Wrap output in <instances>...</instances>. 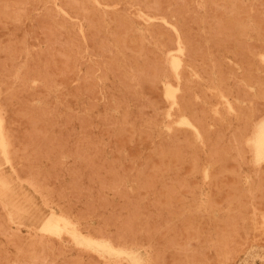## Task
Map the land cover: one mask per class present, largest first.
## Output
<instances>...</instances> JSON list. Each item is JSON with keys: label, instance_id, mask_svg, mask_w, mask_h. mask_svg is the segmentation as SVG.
Wrapping results in <instances>:
<instances>
[{"label": "rangeland", "instance_id": "374dc122", "mask_svg": "<svg viewBox=\"0 0 264 264\" xmlns=\"http://www.w3.org/2000/svg\"><path fill=\"white\" fill-rule=\"evenodd\" d=\"M233 1L0 0V117L5 124L9 150L13 149L9 151L7 162L0 155V164L7 170H20L21 173H16L19 175V197L22 199L26 193L31 205L29 213L10 220L9 208L0 201V223H3L0 231L5 232L0 233V264H129L124 256H112L75 243L65 230L59 234L44 231V220L61 211H66L76 221L83 235L107 238L116 246L128 245L143 253L149 251L156 260L155 264H264V161L256 164L250 147L243 140L241 144L240 139L237 143L235 136L243 131L246 121L248 126L245 127L249 131L244 129L243 133L248 136L253 130L252 124L264 117V91L262 93L257 88V83L264 81V48L258 49L260 44L264 47V37L259 35L264 34V0ZM149 4L156 9L145 8ZM218 6L223 8L221 12ZM165 7L167 11H163ZM242 9L250 11L247 14ZM238 11L243 13L237 14ZM215 15H222V18ZM195 16L200 17L198 21ZM241 16L245 21H241ZM240 23H250L249 35L239 31ZM223 24L230 26L225 29ZM220 26L225 30L218 32ZM230 28H234L232 34ZM159 30L167 32L166 38V34ZM184 30L191 43L187 42ZM178 35L188 46L182 65L176 70L170 56L177 52ZM169 39L175 44L168 42V47ZM201 47L207 48L203 52ZM214 56L217 60L213 59ZM115 60L118 61L115 63ZM258 64L261 65L259 68ZM248 72L252 73L249 75ZM180 82L189 92L194 91L190 94L185 88L179 91L180 98L185 96L182 105L172 103L166 94L168 84L178 85ZM239 89L245 92L241 93ZM4 97L8 99L5 103ZM185 100H188L187 107L190 105L188 109ZM226 100L237 112L238 107L240 111L245 109L246 113L251 110V117L230 112ZM161 102L166 105L163 107ZM181 106L186 111L192 112L193 109L192 114L196 112L194 118L201 119L204 125L202 139L178 122L185 112ZM14 109L17 113L13 112ZM24 113L27 115L23 116ZM168 124L172 126V135L168 133ZM10 133L13 134L8 135ZM15 155H19L17 160ZM228 159L232 160V164L228 161L231 167L224 165ZM232 235L236 236L235 239ZM10 244L20 247L14 249ZM33 248L39 252L36 254ZM29 250L33 254H29Z\"/></svg>", "mask_w": 264, "mask_h": 264}, {"label": "bare ground", "instance_id": "6f19581e", "mask_svg": "<svg viewBox=\"0 0 264 264\" xmlns=\"http://www.w3.org/2000/svg\"><path fill=\"white\" fill-rule=\"evenodd\" d=\"M150 1V0H149ZM209 1V0H208ZM223 1V0H222ZM233 1V0H232ZM237 1V0H236ZM240 1V0H239ZM243 1V0H242ZM254 1V0H253ZM109 2V1H108ZM128 2V1H127ZM155 2H157V1H155ZM199 2V1H198ZM211 2H212V0H211ZM214 2H215V0H214ZM217 2H220V1H217ZM216 2V3H217ZM234 2V1H233ZM232 2V3H233ZM261 2V1H260ZM142 3V2H141ZM140 3V4H141ZM149 3V2H148ZM147 3V4H148ZM158 3V2H157ZM156 3V4H157ZM162 3V2H161ZM208 3V2H207ZM216 3H213L214 5H216ZM231 3V2H230ZM238 3V2H237ZM236 3V4H237ZM259 3V2H258ZM263 3V2H262ZM261 3V4H262ZM130 4V3H129ZM136 4V3H135ZM150 4H152V2L150 3ZM150 4H149V6L147 5V7H145V8H151L150 7ZM179 4V3H178ZM181 4H182V2H181ZM189 4V3H188ZM124 5V4H123ZM125 5H126V3H125ZM183 5H185V4H183ZM211 5V4H210ZM209 5V6H210ZM217 5H219V4H217ZM222 5V4H221ZM238 5V4H237ZM240 5H243V3L241 4L240 3ZM248 5V4H247ZM140 6V5H139ZM186 6V5H185ZM191 6V5H190ZM195 6V5H194ZM207 6V5H206ZM213 6V5H212ZM225 6V5H224ZM257 6H259V5H257ZM256 6V7H257ZM263 6V5H262ZM126 7V6H125ZM134 7V6H133ZM132 7V8H133ZM141 7V6H140ZM183 7V6H182ZM196 7V6H195ZM226 7V6H225ZM224 7V8H225ZM233 7V6H232ZM231 7V8H232ZM235 7V6H234ZM238 7V6H237ZM247 7V9H249V7L248 6H246ZM115 8V7H114ZM152 8H154V9H156L155 7H152ZM161 8L163 9V7L161 6ZM185 8V7H184ZM202 8V7H201ZM217 8H219V6L217 7ZM222 8V7H221ZM221 8H219L220 10V12H221ZM226 8H228V7H226ZM236 8V7H235ZM240 8V7H239ZM241 8H242V6H241ZM244 8V7H243ZM251 8H252V5H251ZM257 8H259V7H257ZM130 9V8H129ZM167 9V7H165L164 8V10L163 11H165ZM191 9H193V8H191ZM190 9V10H191ZM212 9V8H211ZM213 9H215V7L213 8ZM212 9V10H213ZM223 9V8H222ZM234 9V8H233ZM236 9H238V8H236ZM245 9V8H244ZM246 9V10H247ZM254 10H255V8H253ZM252 9V10H253ZM141 10H143V8L141 9ZM149 10V9H148ZM153 10V9H152ZM161 10V9H160ZM175 10V9H174ZM174 10H172L173 12H174ZM178 9H176L175 11H177ZM193 10H195L196 11V9L194 8ZM230 10V9H229ZM229 10H227V11H229ZM263 10V9H262ZM122 11H124L123 9H122ZM157 11H159V10H157ZM162 11V10H161ZM160 11V12H161ZM167 11V10H166ZM179 11H180V8H179ZM188 11V10H187ZM192 11V10H191ZM195 11L193 12V13H195ZM215 11V10H214ZM231 11H234V10H231ZM242 11H244L245 12V10H243L242 9ZM248 12L250 11V10H247ZM245 12V13H247L248 14V12ZM126 12V11H125ZM134 12V11H133ZM149 12V11H148ZM148 12H146V14L148 13ZM181 12H183V11H181ZM217 12V11H216ZM235 12V11H234ZM259 12H260V9H259ZM111 13V12H110ZM132 13V12H131ZM135 13V12H134ZM144 13V12H143ZM172 13V12H171ZM180 13V12H179ZM189 13V12H188ZM197 13V12H196ZM214 13V12H213ZM224 13V12H223ZM231 13V12H230ZM242 14L243 12H237V14ZM251 13V12H250ZM256 13V12H255ZM114 14V13H113ZM128 14V13H127ZM136 14V13H135ZM145 14V15H146ZM162 14V13H161ZM184 14H186V12H184ZM218 14V13H217ZM220 14V13H219ZM222 14V13H221ZM240 14V15H241ZM263 14V13H262ZM137 15V14H136ZM154 15V14H153ZM156 15H158V14H156ZM171 15V14H170ZM190 15V14H189ZM188 15V16H189ZM209 15H211V14H209ZM224 15V14H223ZM228 15V14H227ZM236 15V14H235ZM252 15H254V14H252ZM140 16V15H139ZM160 16H162V15H160ZM168 16V15H167ZM166 16V17H167ZM180 16H181V14H180ZM183 16V15H182ZM214 16V15H213ZM215 16H218V15H215ZM222 16V15H221ZM221 16H218V17H221ZM249 16L251 17V14H249ZM150 17H152V15L150 16ZM189 17H192V16H189ZM196 17V16H195ZM218 17H216L217 19H218ZM229 17V16H228ZM242 17V20L241 21H245V19L243 20V16H241ZM253 18H255V17H257L256 15H254V16H252ZM168 18V17H167ZM184 16H183V20H184ZM196 18H198V17H196ZM200 18V17H199ZM199 18L198 19H196L197 21L199 20ZM205 18V17H204ZM212 18V17H211ZM222 18V17H221ZM246 18V17H245ZM111 19H113V18H111ZM133 19V18H132ZM195 19V18H194ZM220 19V18H219ZM226 19V18H225ZM228 19V18H227ZM231 19V18H230ZM235 19H237V17H235ZM247 19V18H246ZM255 19H257V18H255ZM168 20H169V18H168ZM196 20H195V22H196ZM223 20V19H222ZM221 20V21H222ZM229 20V19H228ZM144 21V20H143ZM160 21V20H159ZM178 21V20H177ZM185 21V20H184ZM187 21V20H186ZM208 21V20H207ZM237 21V20H236ZM235 21V22H236ZM239 21V20H238ZM145 22V21H144ZM210 22V21H209ZM208 22V23H209ZM217 22V21H216ZM215 22V23H216ZM223 22V21H222ZM221 22V23H222ZM233 22V21H232ZM235 22H234V24H235ZM255 22V21H254ZM253 22V23H254ZM259 22V21H258ZM187 23H188V21H187ZM191 23V22H190ZM214 23V24H215ZM225 23V22H224ZM256 23V22H255ZM120 24V23H119ZM140 24V23H139ZM142 24V23H141ZM157 24V23H156ZM196 24H197V22H196ZM233 24V25H234ZM238 24V23H237ZM237 24H236V26H237ZM143 25H145V24H143ZM155 25V24H154ZM175 25V24H174ZM216 25V24H215ZM217 25H222V24H217ZM156 26V25H155ZM158 26H159V23H158ZM157 26V27H158ZM182 26V25H181ZM180 26V27H181ZM213 26V25H212ZM223 28H225L226 29V24L224 25L223 24ZM230 25H228V27H229ZM235 26V25H234ZM257 26H258V24H257ZM131 27V26H130ZM184 27V26H183ZM198 27H199V24H198ZM217 27V26H216ZM227 27V28H228ZM233 27V26H232ZM263 27V26H262ZM167 28V27H166ZM170 28H171V26H170ZM194 28V30H195V28L196 27H193ZM206 28V27H205ZM204 28V29H205ZM221 26H220V28L219 29H217V31L218 30H225V29H223ZM161 30L163 29V28H160ZM164 29H165V27H164ZM168 29V28H167ZM173 29V28H172ZM180 29V28H179ZM199 29H200V27H199ZM208 29V28H207ZM231 30H232V28H230ZM238 29H239V31H241L242 33H244L245 35L246 34H248L249 35V33H250V31H251V25H250V23H249V25L248 24H246V23H240L239 24V26H238ZM154 30V29H153ZM181 30V29H180ZM179 30V31H180ZM196 30H197V28H196ZM233 30H234V28H233ZM233 30L232 31H230L231 32V34L233 33ZM253 30H254V28H253ZM262 30H264V28L262 29ZM261 30V31H262ZM213 31V30H212ZM261 31H259V33L261 32ZM159 32H161L160 30H159ZM164 32V31H163ZM184 32H185V30H184ZM187 32V31H186ZM185 32V33H186ZM214 32V31H213ZM216 32V31H215ZM219 32V31H218ZM237 32H238V30H237ZM162 33V32H161ZM160 33V34H161ZM167 33V32H166ZM166 33H162V34H166ZM176 33V32H175ZM184 33V34H185ZM191 33V32H190ZM206 33V32H205ZM220 33L221 34H223L222 33V31H220ZM238 33H240V32H238ZM125 34V33H124ZM158 34V33H157ZM182 34V33H181ZM184 34H183V36H184ZM193 34V33H192ZM213 34V33H212ZM220 34V35H221ZM253 34V33H252ZM258 34V33H257ZM128 35V34H127ZM153 35V34H152ZM156 34H154V36H155ZM169 35V34H168ZM186 35V34H185ZM191 35V34H190ZM214 35V34H213ZM219 35V36H220ZM224 35V34H223ZM227 35V34H226ZM260 35V37L261 36H263L264 37V34H259ZM259 35H258V37H259ZM77 36V35H76ZM153 36V37H154ZM166 36H167V34L165 35V38H166ZM170 37L169 38H173L172 37V35L170 34L169 35ZM175 36V35H174ZM182 36V37H183ZM193 36H196V34H194ZM192 36V37H193ZM199 36V35H198ZM214 36H217V35H214ZM230 36V35H229ZM232 36V35H231ZM234 36V35H233ZM235 36H237V38L238 39H240L241 40V37L239 38L238 36L239 35H236V33H235ZM253 36V35H252ZM190 38H192L191 36H189ZM228 37V36H227ZM263 37H261V38H263ZM122 38H123V36H122ZM186 38H188V32H187V37ZM218 38V37H217ZM229 38V37H228ZM230 38H232V37H230ZM235 38V37H234ZM243 38V37H242ZM250 38V37H249ZM19 39V38H18ZM81 39V38H80ZM105 39V38H104ZM157 39V38H156ZM160 39V38H159ZM158 39V40H159ZM161 39H163V38H161ZM194 39V38H193ZM192 39V40H193ZM195 39H196V37H195ZM222 39H223V37H222ZM227 39V38H226ZM226 39L224 40V41H226ZM244 39H246L245 37H244ZM174 40H175V37H174ZM173 40V42H170V39H169V41H167V46L169 45V43L168 42H170L171 44H175L174 42L176 41H174ZM188 41L187 42H189L190 40H189V38L187 39ZM217 40V39H216ZM232 40H233V38H232ZM239 40V41H240ZM124 41H125V39H124ZM172 41V40H171ZM244 41L245 40H243V43H244ZM249 41V40H248ZM161 42V41H160ZM192 41H190V43H191ZM194 42V41H193ZM195 42H197V40H195ZM228 42H229V40H228ZM237 42V41H236ZM138 43V42H137ZM142 43H143V41H142ZM165 44H166V42H164ZM163 43V44H164ZM197 43H199V42H197ZM216 43H217V41H216ZM219 43V42H218ZM223 43V42H222ZM222 43L221 44H219V45H222ZM229 43H231V42H229ZM240 45H242V42L240 41ZM246 43V45H247V42H245ZM253 43V42H252ZM251 43V44H252ZM153 44V43H152ZM196 44V43H195ZM202 43H200V45H201ZM233 44H235V43H233ZM238 44V43H237ZM249 45H250V43H248ZM255 44H256V42H255ZM254 44V45H255ZM178 48L176 47H174V46H172V47H174L175 49H177V52L176 53H173V54H171V61H172V66L174 67V69H178L181 65H182V57H183V55H184V52H185V50L187 49V44L186 43H184V41H182L181 40V36L180 35H178ZM187 45V46H186ZM204 45V44H203ZM219 45H217V46H219ZM231 45V44H230ZM229 45V46H230ZM239 45V44H238ZM246 45L244 44L243 46L244 47H246ZM249 45H248V47H249ZM195 46V45H194ZM194 46H190V47H194ZM196 46H198V45H196ZM216 46V47H217ZM256 46V45H255ZM169 47V46H168ZM170 47H171V45H170ZM171 47V48H172ZM221 47V46H220ZM222 47H224V45L222 46ZM231 48H232V46H230ZM239 47V46H238ZM242 47V46H241ZM250 47L252 48L253 46H251L250 45ZM170 48V49H171ZM195 48V47H194ZM198 48V47H197ZM202 48V47H201ZM205 48V47H204ZM207 48V47H206ZM205 48V49H206ZM226 48V47H225ZM224 48V49H225ZM247 48V47H246ZM251 48H250V50H251ZM254 48V47H253ZM261 48H264V47H262L261 46V44H260V48H259V46H258V49H261ZM143 49V48H142ZM145 49V48H144ZM168 49V48H167ZM196 49V48H195ZM203 49V48H202ZM205 49H203V52L205 51ZM248 49V48H247ZM255 49H257V47L255 48ZM129 50V49H128ZM131 50V49H130ZM192 50V49H191ZM209 49H207V51H208ZM210 50H212V48L210 49ZM209 50V51H210ZM237 50V49H236ZM169 51V50H168ZM192 51H194V50H192ZM199 50H197V52H198ZM239 51H240V49H239ZM247 51H249V49L247 50ZM257 51H259V50H257ZM256 51V52H257ZM142 52H143V50H142ZM189 52V51H188ZM187 52V53H188ZM196 51H194L193 53H195ZM201 52H202V50H201ZM203 52H202V54H203ZM220 52H221V50H220ZM225 52V51H224ZM233 52V51H232ZM241 52H245V51H241ZM251 52H254V51H251ZM199 53V52H198ZM209 53V52H208ZM211 53V52H210ZM213 53H214V51H213ZM217 53V52H216ZM215 53V54H216ZM227 53H228V51H227ZM239 53V52H238ZM247 53V52H246ZM2 54V53H1ZM206 54H207V52H206ZM222 54V53H221ZM230 54H232V53H230ZM255 54V53H254ZM154 55H155V53H154ZM161 56H162V54H160ZM159 55V56H160ZM189 55V54H188ZM187 55V56H188ZM191 55V54H190ZM223 55V54H222ZM233 55V54H232ZM247 55H248V53H247ZM186 56V57H187ZM192 56V55H191ZM197 56H201V55H197ZM207 56V55H206ZM209 56V55H208ZM211 56H212V53H211ZM216 56V55H215ZM215 56H214V60L216 59L215 58ZM223 56H225V55H223ZM235 56V55H234ZM242 56H244V54L242 55ZM249 56V55H248ZM190 57V56H189ZM194 57V56H193ZM199 57H197V58H199ZM203 57V56H202ZM213 57V56H212ZM236 57H239V56H236ZM149 58V57H148ZM156 58H157V56H156ZM188 58V57H187ZM192 58V57H191ZM218 58V57H217ZM240 58H241V56H240ZM251 59H252V57H250ZM200 59V58H199ZM202 59H205V57L204 58H202ZM201 59V60H202ZM219 59V58H218ZM222 59V58H221ZM242 59H243V57H242ZM3 60V59H2ZM10 60V59H9ZM152 60H154V58L152 59ZM157 60V59H156ZM160 60H161V58H160ZM165 60V59H164ZM195 60H196V58H195ZM194 60V61H195ZM217 60V59H216ZM237 60V59H236ZM116 61H118V60H115V63H116ZM197 61V60H196ZM206 61V60H205ZM222 60H220V62H221ZM253 61V60H252ZM155 62V61H154ZM159 61H157L156 63H158ZM185 62V61H184ZM192 62V61H191ZM236 62H240L241 63V61H236ZM260 62V61H259ZM4 63V62H3ZM12 63V62H11ZM159 63H161V62H159ZM195 64H196V62H194ZM198 63V62H197ZM200 63H201V61H200ZM203 63V62H202ZM210 63V62H209ZM208 63V64H209ZM217 63V62H216ZM215 63V64H216ZM219 63V62H218ZM224 63V62H223ZM222 63V64H223ZM254 63H255V61H254ZM108 64H110V63H108ZM206 64V63H205ZM204 64V65H205ZM207 64V65H208ZM211 64V63H210ZM209 64V65H210ZM221 64V65H222ZM243 64V63H242ZM241 64V65H242ZM160 65V64H159ZM185 65V64H184ZM212 65V64H211ZM217 65V64H216ZM246 65V64H245ZM253 65H255V64H253ZM9 66V65H8ZM230 66V65H229ZM229 66H227V67H229ZM251 66V65H250ZM249 66V67H250ZM261 66V65H260ZM259 66V64H258V68L260 67ZM208 67V66H207ZM226 67V68H227ZM246 67H247V65H246ZM245 67V68H246ZM4 68V67H3ZM154 68V67H153ZM192 68H194L193 66H192ZM218 68V67H217ZM232 68V67H231ZM242 68H243V65H242ZM248 68V67H247ZM252 68H253V66H252ZM209 69V68H208ZM225 69V68H224ZM229 69V68H228ZM233 69V68H232ZM236 69V68H235ZM256 69V68H255ZM261 69H262V67H261ZM264 69V68H263ZM7 70V69H6ZM197 70V69H196ZM205 70V69H204ZM212 70H213V68H212ZM221 70H222V68H221ZM229 70H231V69H229ZM180 71V70H179ZM185 71H187V70H185ZM193 71V70H192ZM211 71V70H210ZM218 71H219V69H218ZM234 71V70H233ZM233 71H229L230 73H232ZM237 71V70H236ZM236 71H234V72H236ZM248 71V70H247ZM250 71V70H249ZM8 72V71H7ZM201 72H202V70H201ZM204 72V71H203ZM206 72V71H205ZM224 72V71H223ZM222 72V73H223ZM244 72V71H243ZM242 72V73H243ZM253 72H255L254 70H253ZM12 73V72H11ZM186 73V72H185ZM194 73V72H193ZM197 73V72H196ZM216 73V72H215ZM220 73V72H219ZM218 73V74H219ZM236 73H238V72H236ZM244 73H246V72H244ZM243 73V74H244ZM252 72H250V74H251ZM14 74V73H13ZM184 74V73H183ZM188 74V73H187ZM224 74V73H223ZM235 74V73H234ZM234 74H232V75H234ZM242 74V75H243ZM248 74H249V72H248ZM249 74V75H250ZM255 74V73H254ZM189 75V74H188ZM210 75V74H209ZM220 75H221V73H220ZM229 75H231V74H229ZM248 75V76H249ZM257 75V74H256ZM7 76V75H6ZM9 76H10V74H9ZM183 76H187V75H183ZM224 76V75H223ZM222 76V77H223ZM236 77H237V75H235ZM255 76V75H254ZM258 76H260V75H258ZM188 77V76H187ZM186 77V78H187ZM201 77H203L202 75H201ZM240 77V76H239ZM249 77H251V76H249ZM253 77V76H252ZM189 78V77H188ZM204 78V77H203ZM206 78V77H205ZM210 78V77H209ZM228 78H229V76H228ZM227 78V79H228ZM231 78V77H230ZM234 78V77H233ZM241 78H242V76H241ZM246 78H248V77H246ZM254 78V77H253ZM252 78V79H253ZM255 78H258V77H255ZM262 78H263V76H262ZM261 78V79H262ZM130 80H131V78H129ZM211 79V78H210ZM227 79H226V81H227ZM236 79V78H235ZM234 79V80H235ZM245 79V78H244ZM248 79H250V78H248ZM251 79V80H252ZM205 80H207V79H205ZM224 80H225V78H224ZM224 80H222V82L224 81ZM250 80V81H251ZM254 80V79H253ZM257 80L258 79H256V82H257ZM121 81V80H120ZM124 81V80H123ZM191 82H192V80H190ZM204 81V80H203ZM247 81V80H246ZM9 82V81H8ZM122 82V81H121ZM196 82V81H195ZM208 82V81H207ZM225 82V81H224ZM228 82V81H227ZM237 82V81H236ZM256 82H253V84L255 85V83ZM127 83V82H126ZM187 83V82H186ZM193 83V82H192ZM247 83H249V82H247ZM6 84H8V83H6ZM20 84V83H19ZM122 84V83H121ZM224 84V83H223ZM227 84V83H226ZM250 84H251V82H250ZM258 86H257V88H258V90L260 91V92H262L263 93V91H264V81L262 80V81H259L258 83ZM256 84V85H257ZM2 85V84H1ZM124 85V84H123ZM195 85V84H194ZM202 85V84H201ZM236 85V84H235ZM234 85V86H235ZM16 86V85H15ZM21 86V85H20ZM127 86V85H126ZM241 86V85H240ZM5 87V86H4ZM124 87H125V85H124ZM129 87V86H128ZM208 87V86H207ZM237 87H239V85L237 86ZM183 88H185V90L187 89L186 88V86L184 87V86H182V82H180L178 85H172V84H168L167 86H166V94H167V96L172 100V103H174V104H179V105H182L181 103H182V100H183V102H184V95H183V98L181 99L180 98V96H179V91H182V89ZM188 88H190V86L188 87ZM223 88V87H222ZM226 88V87H225ZM234 88V87H233ZM241 88V87H240ZM244 88V87H243ZM129 89H131V88H129ZM199 89V88H198ZM197 89V90H198ZM203 89V87L202 88H200L199 90H202ZM221 89V88H220ZM224 89V88H223ZM226 89H228V88H226ZM245 90H246V88H244ZM2 90H3V86H2ZM6 90V89H5ZM160 90V89H159ZM184 90V91H185ZM188 90V89H187ZM186 90V91H187ZM192 90V89H191ZM225 90V89H224ZM240 90V89H239ZM242 90V89H241ZM241 90H240V92H241ZM250 90V89H249ZM21 90H19V92H20ZM259 91H257V92H259ZM121 92V91H120ZM190 92H194V91H190ZM190 92H189V90H188V93L190 94ZM229 92H230V90H229ZM232 92V91H231ZM237 92V91H236ZM242 92H245V91H242ZM241 92V93H242ZM248 92V91H247ZM4 93V92H3ZM129 93V92H128ZM132 92H130V94H131ZM187 93V92H186ZM187 93V94H188ZM201 94H202V92H200ZM205 93V92H204ZM1 94H2V92H1ZM12 94V93H11ZM14 94V93H13ZM21 94V93H20ZM192 94V93H191ZM196 94V93H195ZM222 94V96L224 95L223 93H221ZM237 94H239V92H237ZM258 94V93H257ZM193 96H194V94H192ZM241 95V94H240ZM242 95H245L244 93L242 94ZM246 95H248V94H246ZM8 96V95H7ZM12 96V95H11ZM160 96V95H159ZM190 96V95H189ZM206 96V95H205ZM264 96V95H263ZM263 96H261V97H263ZM10 97V96H9ZM39 97V96H38ZM178 97V98H177ZM192 97V96H191ZM214 97V96H213ZM239 97V96H238ZM243 97V96H242ZM246 97V96H245ZM249 97V96H248ZM261 97H260V99H261ZM13 98V97H12ZM189 98V97H188ZM204 98V97H203ZM207 98V97H206ZM241 97H239V99H240ZM4 99L5 100H3L4 101V103H5V101L6 100H8L7 98H5L4 97ZM11 99V98H10ZM114 99H116L115 97H114ZM123 99H125V98H123ZM135 99H137L136 101L138 102V98H137V95H136V98ZM187 99V98H186ZM242 99V98H241ZM246 99V98H245ZM1 100V99H0ZM17 100V99H16ZM16 100H15V102H16ZM157 100V99H156ZM166 100V99H165ZM188 100H191V98H189ZM188 100H185V104H186V106H185V108H189L190 107V105L187 107V101ZM208 100H210V98L208 99ZM211 100H212V98H211ZM210 100V101H211ZM216 100V99H215ZM247 100V99H246ZM252 101H253V99H251ZM153 101V100H152ZM158 101V100H157ZM160 101H164V100H160ZM167 101V100H166ZM209 101V102H210ZM248 101H249V98H248ZM1 102V101H0ZM155 103H156V101H154ZM161 102V103H162ZM192 102V101H191ZM226 105H227V109L230 111V112H232V111H234V112H236V114L238 115V116H246V117H251V110L249 111V110H247L248 112L246 113V111H244V113H243V111H242V109H241V111H240V107H238L237 105L238 104H236L235 103V105L238 107V109H239V111L237 112V110H236V108L232 105V103L229 101V100H226ZM258 102V101H257ZM262 102V101H261ZM260 102V103H261ZM8 103V102H7ZM157 103H159V101L157 102ZM166 103V102H165ZM199 103V102H198ZM211 104H212V102H210ZM9 104H10V102H9ZM128 104V103H127ZM160 104V103H159ZM163 104V107H164V105H166V104H164V103H162ZM161 104V105H162ZM200 104V103H199ZM198 104V105H199ZM255 104V103H254ZM4 105V104H3ZM193 105V104H192ZM213 105V104H212ZM256 105V104H255ZM9 106V105H8ZM156 106H158L157 104H156ZM195 107L194 108H196V105H194ZM19 107V106H18ZM160 107V106H159ZM166 107V106H165ZM182 107V106H181ZM193 107V106H192ZM191 107V108H192ZM200 107V106H199ZM258 107H260V105H258ZM261 107H263V106H261ZM15 108H17V107H15ZM162 108V107H161ZM183 108V107H182ZM185 108H183V109H185ZM197 109V108H196ZM219 109H221V108H219ZM226 109V108H225ZM9 110H11V109H9ZM9 110H7V112L9 113ZM201 110V109H200ZM24 111V110H23ZM185 112L184 113H182L181 115H180V118L178 119V122L180 123V124H182L184 127H187L188 129H190V130H192L194 133H195V135L198 137V138H203L204 137V135H203V133H202V131H203V128H204V125H203V123L197 118H194V115H195V113H193L192 114V112L194 111L193 109H192V112L191 111H186V109L184 110ZM196 111V110H195ZM257 111H258V109H257ZM259 111H261L260 109H259ZM14 113L16 112V110L14 109V111H13ZM26 112H28V111H25V113ZM221 112V111H220ZM219 112V113H220ZM226 112H228V111H226ZM229 112V114H231ZM7 113V115H9ZM17 113V112H16ZM25 113L23 114V116L25 115ZM145 114H146V112H144ZM150 113H151V111H150ZM201 113V112H200ZM246 113V114H245ZM258 113V112H257ZM261 113V112H260ZM256 114V113H255ZM261 114H263V112L261 113ZM260 114V115H261ZM6 115V116H7ZM11 115V114H10ZM21 115H22V113H21ZM27 115V114H26ZM25 115V116H26ZM142 115V114H141ZM147 115H149V112L147 113ZM198 115V114H197ZM207 115V114H206ZM256 115H258V114H256ZM30 115H28V117H29ZM262 116V115H261ZM229 117V116H228ZM32 118V117H31ZM144 118V117H143ZM211 118V117H210ZM217 118V117H216ZM258 118H259V116H258ZM257 118V119H258ZM9 119H10V117H9ZM9 119H7L8 121H9ZM22 119H23V117H22ZM21 119V120H22ZM246 119V118H245ZM255 119V118H254ZM29 120V119H28ZM43 120H44V118H43ZM30 121V120H29ZM229 121H231V123H232V119L231 118H229ZM246 121V120H245ZM7 122V121H6ZM20 122V121H19ZM243 122V121H242ZM11 123V122H10ZM14 123V122H13ZM51 123V122H50ZM249 123H251V122H249ZM17 124H18V122H17ZM35 124H37V123H35ZM248 123H247V121H246V124H244L243 126L245 127V125L246 126H248L247 125ZM5 124L3 123V119L0 117V155H2L3 157H4V159L6 160V162L9 160V151H12V150H9V144H8V141H7V137H6V133H5V126H4ZM9 125V124H8ZM33 125V124H32ZM214 125V124H213ZM227 125V124H226ZM233 125V124H232ZM235 125H237V124H235ZM251 125V124H250ZM253 125V130H252V132L247 136V134H245V133H243V131H244V129H245V131L247 130L246 128H248V127H243V131L242 132H239V133H237L235 136H236V141H237V143H238V139H240L241 141H239V142H241V144H242V142L244 141V142H246L247 143V145L250 147V149H251V151L253 152V155H254V160H255V163L256 164H259V163H261V162H263L264 161V117L262 118V119H260L259 121H257V122H255V123H253L252 124ZM19 126V125H18ZM17 127V126H16ZM20 127V126H19ZM46 127V126H45ZM179 127V126H178ZM222 127V126H221ZM39 128V127H38ZM237 128V127H236ZM252 128V127H251ZM12 129H14L13 127H12ZM25 129H27V127L25 128ZM35 129V128H34ZM235 129V128H234ZM239 129V128H238ZM237 129V130H238ZM240 129H241V127H240ZM249 129V128H248ZM8 130L9 131H12L11 129H9L8 128ZM15 130V129H14ZM167 130H168V133H170V135H172V131H173V129H172V126L170 125V124H168L167 125ZM227 131L229 130V127H227V129H226ZM27 131V130H26ZM31 131V130H30ZM234 131V133H236L235 132V130H233ZM240 131V130H239ZM247 131H249V130H247ZM246 131V132H247ZM251 131V130H250ZM29 132V131H28ZM142 132H143V130H142ZM16 133H17V130H16ZM19 133V132H18ZM22 133V132H21ZM144 133V132H143ZM185 133V132H184ZM13 134V133H12ZM11 133L10 134H8V135H12ZM35 134L36 135H38V133H36V130H35ZM34 134V135H35ZM41 134V133H40ZM186 134H187V132H186ZM24 135V134H23ZM31 135V134H30ZM45 136V135H44ZM147 136V135H146ZM145 136V137H146ZM179 136H181V135H179ZM224 137H226L225 135H223ZM11 137V136H10ZM25 137V136H24ZM191 137V136H190ZM229 137H231V141L233 140V138H232V136H229ZM14 138V137H13ZM144 138V137H143ZM147 138V137H146ZM9 139V138H8ZM17 139V138H16ZM23 139V138H22ZM35 139V138H34ZM224 139V138H223ZM230 139V138H229ZM148 140V139H147ZM243 140V141H242ZM16 141H18V140H16ZM15 141V142H16ZM20 141V140H19ZM139 141V140H138ZM143 141V140H142ZM170 141V140H169ZM231 141H230V143H231ZM11 142H12V140H11ZM10 142V143H11ZM13 142H14V139H13ZM24 142V141H23ZM34 143H35V141H33ZM50 142V141H49ZM233 143V142H232ZM14 145V144H13ZM17 145H18V143H17ZM138 145V144H137ZM166 145H167V143H166ZM186 146H188L187 144H185ZM22 146V145H21ZM20 146V147H21ZM50 146V145H49ZM182 146H183V143H182ZM211 146V145H210ZM223 146V145H222ZM60 147V146H59ZM146 147V146H145ZM177 147H181V146H177ZM188 148V147H187ZM243 148V147H242ZM21 149H23V148H21ZM41 149H43V148H41ZM158 149V148H157ZM183 149V148H182ZM218 149V148H217ZM225 149V148H224ZM227 149V148H226ZM225 149V150H226ZM18 150V149H17ZM17 150L15 151V153L17 152ZM49 150V149H48ZM162 150V149H161ZM161 150H159V151H161ZM181 149H179L178 151H180ZM228 150V149H227ZM244 150H246L245 148H244ZM248 150V149H247ZM18 151H20V150H18ZM38 151V150H37ZM55 151V150H54ZM170 151V150H169ZM169 151H168V153H169ZM173 151H175V150H173ZM177 151V152H178ZM188 151V150H187ZM225 152V151H224ZM230 152H231V150H230ZM229 152V153H230ZM245 152V151H244ZM250 152V151H249ZM14 153V154H15ZM50 153V152H49ZM170 153H172L173 154V152H170ZM11 154V153H10ZM17 154V153H16ZM34 154V153H33ZM58 154V153H57ZM231 154V153H230ZM229 154V155H230ZM35 155H36V152H35ZM165 155V154H164ZM219 155V154H218ZM17 156H19V155H17ZM17 156L15 155V157H16V160H17ZM63 156V155H62ZM137 156V155H136ZM172 156V155H171ZM226 156H228V154L226 155ZM14 157V156H13ZM40 157V156H39ZM43 157V156H42ZM58 157V156H57ZM165 156H163V158H164ZM176 156H172V158L173 159H176L175 158ZM225 157V156H224ZM166 158H168V157H166ZM161 159V158H160ZM171 159V158H170ZM182 159V158H181ZM226 159V158H225ZM249 159V158H248ZM11 160H13L14 161V158H12ZM15 160V161H16ZM19 160V159H18ZM60 160H61V158H60ZM162 160V159H161ZM188 160V159H187ZM230 159H228L227 161H225V163H224V165L226 166V165H230V163L232 162V160H230ZM63 161V160H62ZM68 161V160H67ZM155 161H157V160H155ZM167 161V160H166ZM165 161V162H166ZM191 161V160H190ZM221 160H219V162H220ZM230 163H229V162ZM94 162V161H93ZM160 162V161H159ZM162 162H164V161H162ZM176 162H178V161H176ZM189 162V161H188ZM226 162H227V164H226ZM15 164L14 165H16V162H14ZM19 163V162H18ZM18 163H17V165H18ZM172 163H174V162H172ZM187 163V162H186ZM229 163V164H228ZM234 163V162H233ZM248 163V162H247ZM13 164V163H12ZM42 164V163H41ZM149 164V163H148ZM162 164V163H161ZM167 164V163H166ZM185 164V163H184ZM196 164V163H195ZM223 164V163H222ZM221 164V165H222ZM232 164V163H231ZM6 165V164H5ZM49 165V164H48ZM53 165V164H52ZM187 165H189V164H187ZM234 165V164H233ZM235 165H236V163H235ZM180 166V165H179ZM191 166V165H190ZM224 166V167H225ZM172 167H173V165H172ZM223 167V166H222ZM230 167H231V165H230ZM235 166H233V169L234 170H236V168H234ZM259 167V166H258ZM125 168V167H124ZM186 168V167H185ZM228 168L229 167H227V170H228ZM241 168V167H240ZM262 168V167H261ZM19 169V168H18ZM134 169V168H133ZM254 169V168H253ZM263 169H264V166H263ZM16 170H17V168H16ZM14 170L13 168H11V169H9V170H7V169H5L4 168V166H2L1 164H0V201H1V203H3L6 207H8L9 208V214H10V216H9V219L10 220H14L16 217H18V215L20 216V215H23V214H26V213H29V211H30V208H29V206H31V205H29V203H30V197H28L27 196V194L26 193H24V195H23V198L21 199L20 197H19V190H18V182H19V178H18V176H17V174H18V171H19V173H21L20 172V170ZM129 170V169H128ZM238 170V169H237ZM255 170V169H254ZM258 170V169H257ZM25 171V170H24ZM23 171V172H24ZM34 171V170H33ZM36 171V170H35ZM34 171V172H35ZM190 171V170H189ZM216 171V170H215ZM22 172V173H23ZM26 172V171H25ZM37 172H38V170H37ZM72 172V171H71ZM224 172H226L227 173V171H224ZM238 172V171H237ZM257 172V171H256ZM17 173V174H16ZM28 173V172H27ZM42 173V172H41ZM213 173V172H212ZM225 173V174H226ZM43 174V173H42ZM214 174V173H213ZM217 174V173H216ZM216 174H214V175H216ZM22 175V174H21ZM24 175V174H23ZM26 175V174H25ZM41 175V174H40ZM49 175V174H48ZM152 175V174H151ZM36 176H37V174H36ZM22 177V176H21ZM24 177V176H23ZM54 177V176H53ZM220 177V176H219ZM224 177H227V176H225L224 175ZM235 176H233V178H234ZM262 177V176H261ZM25 178V177H24ZM222 178V177H221ZM228 178V177H227ZM232 178V179H233ZM212 179V178H211ZM263 179V178H262ZM46 180H48V179H46ZM222 180H224V178L222 179ZM231 180V179H230ZM235 180L237 181V179L235 178ZM54 181V180H53ZM225 181V180H224ZM232 181V180H231ZM40 182V181H39ZM49 182V181H48ZM48 182H46V183H48ZM221 182V181H220ZM226 182V181H225ZM235 182V181H234ZM43 183H44V181H43ZM192 183V182H191ZM237 183V182H236ZM264 183V181L262 182V184ZM40 184V183H39ZM139 184V183H138ZM218 184V183H217ZM223 184H225V183H223ZM229 184V183H228ZM260 184H261V182H260ZM19 185H22L23 186V184H19ZM41 185H43V184H41ZM46 185V184H45ZM233 185V184H232ZM30 186V185H29ZM187 186V185H186ZM218 186V185H217ZM240 186V185H239ZM238 186V187H239ZM244 186V185H243ZM261 186H263V185H261ZM21 187V186H20ZM24 187V186H23ZM79 187V186H78ZM212 187H214V186H212ZM219 187V186H218ZM234 187H235V184H234ZM241 187V186H240ZM248 187V186H247ZM30 188V187H29ZM220 188V187H219ZM229 188H230V186H229ZM242 189H243V187H241ZM46 189V188H45ZM231 190H234V189H232L231 188ZM264 190V189H263ZM31 191V190H30ZM226 191V190H225ZM228 191H230V190H228ZM227 192V191H226ZM232 192V191H231ZM238 192V191H237ZM253 192V191H252ZM42 193V192H41ZM262 193V192H261ZM44 194V193H43ZM229 194V193H228ZM233 194V193H232ZM33 196V195H32ZM229 196H231V195H229ZM259 196V195H258ZM40 197V196H39ZM233 196H231V198H232ZM55 198V197H54ZM78 198V197H77ZM214 198V197H213ZM220 198V197H219ZM224 199H225V197H223ZM230 198V197H229ZM261 198V197H260ZM59 199V198H58ZM103 199V198H102ZM223 199V200H224ZM227 199H228V197H227ZM39 200V199H38ZM46 200V199H45ZM226 200V199H225ZM260 200V199H259ZM245 201H247V200H245ZM107 203V202H106ZM255 203H256V201H255ZM42 204V203H41ZM124 204V203H123ZM216 204V203H215ZM223 204V203H222ZM225 204H227V203H225ZM225 206H227V205H225ZM224 206V207H225ZM236 206V205H235ZM243 206V205H242ZM107 207V206H106ZM215 207V206H214ZM8 208H7V210H8ZM57 208H59V207H57ZM233 208V207H232ZM50 209H51V207L49 208V211H50ZM60 209V208H59ZM225 209H227V208H225ZM0 210H1V208H0ZM46 210H48V209H46ZM119 210V209H118ZM40 211V210H39ZM89 211V210H88ZM46 212H48V211H46ZM118 212V211H117ZM44 213V212H43ZM51 213V212H50ZM38 214V213H37ZM2 215V214H1ZM3 216H5V215H3ZM2 216V217H3ZM25 217V216H24ZM120 217V216H119ZM232 217V216H231ZM5 218V217H4ZM37 218V217H36ZM237 218V217H236ZM22 219V218H21ZM45 219V218H44ZM2 220H3V218H2ZM117 220V219H116ZM263 221H264V219H263ZM41 222V221H40ZM214 222V221H213ZM5 223H6V221H5ZM16 223V222H15ZM1 224V223H0ZM19 224V223H18ZM31 224V223H30ZM43 225H42V229L44 230V231H46V232H49V233H55V234H59L61 231H63V230H65V231H67V232H69L71 235H72V237L75 239V243H79V244H82V245H85L86 247L88 246V247H92L93 249H95V250H97V251H100V252H107L108 254H110V255H112V256H124L128 261H129V264H155V258L152 256V254L149 252V251H146L145 253H143L141 250H138V249H136V248H133V247H130V246H128V245H122V246H116V245H114L113 243H112V241L110 240V239H107V238H94V237H92V236H86V235H83L80 231H79V228H78V226H77V224H76V221L66 212V211H61V213H52L47 219H46V221L44 220V222L42 223ZM107 224V223H106ZM3 225V223L1 224V226ZM1 226H0V228H1ZM34 226H35V224H34ZM116 226V225H115ZM218 226V225H217ZM234 226V225H233ZM262 226V225H261ZM5 229V228H4ZM158 229V228H157ZM167 229V228H166ZM8 230H10V229H8ZM103 230H104V228H103ZM5 231H6V229H5ZM82 231V230H81ZM230 231V230H229ZM4 232V231H3ZM3 232L2 231H0V233H2L3 234ZM17 232V231H16ZM231 232V231H230ZM5 233V232H4ZM2 234H0V235H2ZM7 234L8 235H10L9 234V232H7ZM65 234V233H64ZM92 234V233H91ZM203 234V233H202ZM18 235V234H17ZM22 235V234H21ZM20 235V236H21ZM104 235V234H103ZM154 235V234H153ZM225 235H227V233L225 234ZM224 235V236H225ZM255 235H257V234H255ZM12 236H13V234H12ZM19 236V237H20ZM159 236H161V235H159ZM158 236V237H159ZM194 236V235H193ZM233 236V235H232ZM231 236V237H232ZM3 237H4V235H3ZM22 237V236H21ZM234 237V236H233ZM236 237V236H235ZM235 237H234V239H235ZM241 237V236H240ZM9 238V237H8ZM155 238V237H154ZM160 238V237H159ZM27 239V238H26ZM39 239V238H38ZM64 239H66L67 240V238H64ZM213 239V238H212ZM238 239V238H237ZM8 240V239H7ZM11 241H12V239H10ZM10 240L8 241V242H10ZM15 240V239H14ZM18 240H20V239H18ZM50 240H53V239H50ZM69 240V239H68ZM67 240V241H68ZM226 240H228V239H226ZM233 240V239H232ZM245 241V240H244ZM13 242V241H12ZM38 242V241H37ZM227 242H229V241H227ZM239 242V241H238ZM14 244H17L16 243V240H15V242H13ZM28 243V242H27ZM26 243V244H27ZM239 243H241V242H239ZM245 243V242H244ZM29 244V243H28ZM27 244V245H28ZM192 244V243H191ZM243 244V243H242ZM246 244V243H245ZM11 245V244H10ZM17 245H20V244H17ZM30 246H31V244H29ZM28 245V246H29ZM58 245H59V243H58ZM188 245H190V244H187L186 246H188ZM12 246V245H11ZM29 246V247H30ZM230 246V245H229ZM12 247H14V249H15V247H20V246H16V245H13ZM22 247V246H21ZM61 248H62V246H60ZM78 247V246H77ZM191 247H192V245H191ZM28 248V247H27ZM26 248V249H27ZM34 248H35V246H34ZM33 248V249H34ZM43 248V247H42ZM51 248V247H50ZM59 248V247H58ZM60 248V249H61ZM190 248V247H189ZM22 249V248H21ZM25 249V250H26ZM81 249V248H80ZM230 249V248H229ZM247 249V248H246ZM248 249H249V247H248ZM31 251H32V249H30ZM30 250H29V254L31 253V254H33L32 252H30ZM23 251V250H22ZM28 251V250H27ZM34 251H35V249H34ZM57 251V250H56ZM67 251V250H66ZM246 251V250H245ZM36 252H39V251H35V253ZM46 252V251H45ZM34 253V254H35ZM223 253H224V251H223ZM1 254V253H0ZM37 254V253H36ZM38 254H40V253H38ZM50 254V253H49ZM100 254V253H99ZM81 255V254H80ZM174 255V254H173ZM183 255V254H182ZM208 255V254H207ZM263 255V254H262ZM37 256V255H36ZM92 256L93 255H91V258H92ZM97 256H98V254H97ZM18 257V256H17ZM38 257H41V256H38ZM37 257V258H38ZM99 257V256H98ZM233 257V256H232ZM23 258V257H22ZM21 258V259H22ZM3 259V258H2ZM18 259V258H17ZM24 259V258H23ZM31 259H33V258H31ZM30 259V260H31ZM40 259V258H39ZM43 259V258H42ZM99 259H100V257H99ZM5 260V259H4ZM91 259H89V261H90ZM227 260H229V259H227ZM1 261H3V260H1ZM13 261V260H12ZM18 261V260H17ZM24 261V260H23ZM34 263L35 262H37V261H34V259L32 260ZM198 261V260H197ZM217 261V260H216ZM15 262V261H14ZM28 262V261H27ZM53 262V261H52ZM69 261H67V263H68ZM75 262V261H74ZM97 262V261H96ZM219 262V261H218ZM222 262V261H221ZM245 262V261H244ZM26 263V262H25ZM25 263H23V264H25ZM91 263V262H90ZM95 263V262H94ZM93 263V264H94ZM100 263V262H99ZM107 263V262H106ZM166 263V262H165ZM8 264V263H7ZM28 264V263H27ZM75 264V263H74ZM205 264V263H204Z\"/></svg>", "mask_w": 264, "mask_h": 264}]
</instances>
